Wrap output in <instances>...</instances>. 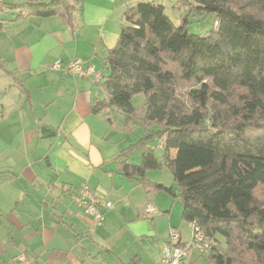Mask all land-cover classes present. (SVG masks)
Returning a JSON list of instances; mask_svg holds the SVG:
<instances>
[{
    "label": "crops",
    "instance_id": "obj_1",
    "mask_svg": "<svg viewBox=\"0 0 264 264\" xmlns=\"http://www.w3.org/2000/svg\"><path fill=\"white\" fill-rule=\"evenodd\" d=\"M17 1L0 0V264H17L19 254L37 264H158L168 244L159 224L186 242L176 230V204L116 165L139 166L144 149L153 148L145 141L140 157L129 148L153 129L145 133L139 118L126 122L114 110L91 111L105 97L104 59L125 10L156 0H81L71 27L57 16L16 21L3 4ZM57 59L81 60L101 78L53 70ZM83 187L112 205L99 206V226L74 201ZM207 256L192 252L187 264Z\"/></svg>",
    "mask_w": 264,
    "mask_h": 264
},
{
    "label": "trees",
    "instance_id": "obj_2",
    "mask_svg": "<svg viewBox=\"0 0 264 264\" xmlns=\"http://www.w3.org/2000/svg\"><path fill=\"white\" fill-rule=\"evenodd\" d=\"M181 2L187 14L178 25L154 1L125 10L117 43L104 59L105 97L91 111L114 110L126 122L139 118L145 130L153 129L129 151L144 149L150 137L163 139L160 160L144 149L139 166L116 165L153 193L179 199L182 220L222 244L209 253L208 264H251L249 255L264 264V199L257 196L264 187V0H175ZM80 4L3 5L16 21L57 16L71 27ZM194 14H213V29L189 34ZM140 93L141 115L131 105ZM164 166L175 186L146 179V172Z\"/></svg>",
    "mask_w": 264,
    "mask_h": 264
},
{
    "label": "built area",
    "instance_id": "obj_3",
    "mask_svg": "<svg viewBox=\"0 0 264 264\" xmlns=\"http://www.w3.org/2000/svg\"><path fill=\"white\" fill-rule=\"evenodd\" d=\"M52 69L64 73L92 80H100L101 75L96 72L92 67H84L83 62L78 59H74L63 65L61 60L57 59L52 65ZM159 146L162 147L163 139L158 138ZM74 201L78 207L83 209L84 213L91 216L96 225H101L104 217L102 212L98 209L99 206L109 210L112 208L111 203L102 200L96 193L90 192L86 187L81 188L74 197ZM147 214L154 212L153 207L148 204L145 208ZM193 229V235L190 241L181 242L179 234L170 230L168 244L163 249L158 264H187V260L192 252H197L203 256L208 255L213 243L211 237L204 234L203 230L195 223L191 224ZM211 238V239H210ZM17 264H37L27 258L25 254H19L15 258Z\"/></svg>",
    "mask_w": 264,
    "mask_h": 264
},
{
    "label": "rangeland",
    "instance_id": "obj_4",
    "mask_svg": "<svg viewBox=\"0 0 264 264\" xmlns=\"http://www.w3.org/2000/svg\"><path fill=\"white\" fill-rule=\"evenodd\" d=\"M154 3L160 4L165 8L166 15L169 17V19L174 24L178 25L180 16L187 14V7L183 6L182 2L181 3H175V0H156ZM214 18L215 17L213 14L202 15V16H198L196 14L191 15L189 17V24L186 26V30L189 34L201 35V36L206 35L209 31H211L213 29ZM144 101H145V95L143 93H140V94L134 95L132 97L131 105L137 110V112L141 113V108L144 104ZM124 121H125V118H124ZM141 126H142V130H144V132L147 133L144 126L143 125H141ZM138 131H140V129L137 127V129H135V135H136V132L138 133ZM156 139L150 137L147 140H145L146 141L145 143H147L148 147L154 149L155 154H158L160 152V149L157 146V140ZM130 152H134L135 154H137L140 157V154H139L140 150L139 149H132V150H130ZM148 172H147L148 173L147 176H148V179L150 181H156V182L165 184L166 186L174 185L173 177H172L171 171L168 167L164 166L160 169L150 170ZM178 191L179 190L176 188V193H178ZM159 194H160L159 196H165L164 198L171 199L170 196H166V195H164V193H159ZM257 196L260 197L261 199H264V187L260 188L257 191ZM157 201H159V202L155 201L156 205H158L157 207L159 209H162V207H164L165 203L162 201V199H160V197ZM172 202H174V204H176L175 205L176 207L174 208V211H173V218H175V221H177V222L179 221V227H177L176 230L179 231L182 235V238H185L186 239L185 241L188 242L191 240L192 235H193L192 226L182 220V217H181L182 203H181V201L179 199L178 200L172 199ZM158 226H159L161 233H163L164 235H166L169 238V232L170 231L167 229V227L164 226L163 224H159ZM211 241L213 243L212 250H213V248H219L220 246H222V244L217 242V240L214 238H212ZM199 255L203 256L201 254H199ZM206 258L207 257H205V259L204 258L201 259V261L198 260L197 261L198 264H207L208 260ZM246 261L250 262L251 264H260L258 262L257 258L253 255H249V258L246 259ZM195 263L196 262L193 261L192 264H195Z\"/></svg>",
    "mask_w": 264,
    "mask_h": 264
},
{
    "label": "water",
    "instance_id": "obj_5",
    "mask_svg": "<svg viewBox=\"0 0 264 264\" xmlns=\"http://www.w3.org/2000/svg\"><path fill=\"white\" fill-rule=\"evenodd\" d=\"M135 264H140V263L138 261H136Z\"/></svg>",
    "mask_w": 264,
    "mask_h": 264
}]
</instances>
